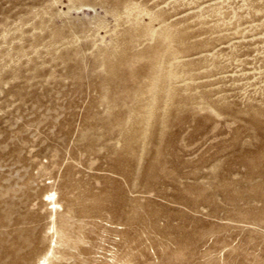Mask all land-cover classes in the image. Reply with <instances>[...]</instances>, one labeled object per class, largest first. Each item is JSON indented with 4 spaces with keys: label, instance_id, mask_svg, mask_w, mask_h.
Segmentation results:
<instances>
[{
    "label": "rangeland",
    "instance_id": "374dc122",
    "mask_svg": "<svg viewBox=\"0 0 264 264\" xmlns=\"http://www.w3.org/2000/svg\"><path fill=\"white\" fill-rule=\"evenodd\" d=\"M0 264H264V0H0Z\"/></svg>",
    "mask_w": 264,
    "mask_h": 264
}]
</instances>
